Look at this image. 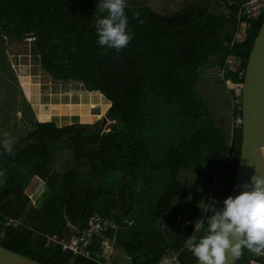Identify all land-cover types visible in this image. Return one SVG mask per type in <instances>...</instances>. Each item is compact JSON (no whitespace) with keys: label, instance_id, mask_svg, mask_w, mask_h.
<instances>
[{"label":"trees","instance_id":"trees-1","mask_svg":"<svg viewBox=\"0 0 264 264\" xmlns=\"http://www.w3.org/2000/svg\"><path fill=\"white\" fill-rule=\"evenodd\" d=\"M245 1L127 0L133 38L105 54L95 31L106 15L97 7L101 0H0V34L18 40L34 34L31 51L42 70L53 82H79L102 94L111 121L102 130L98 120L61 126L35 120L14 143L15 155L0 146L3 247L42 264H104L107 239L120 251L110 264H163L170 257L195 264L185 241L206 234L205 210L214 202L223 207L239 157L234 90L231 111L222 106L214 115L207 98L216 92L206 86L243 83L238 71H245L264 20V12L238 16ZM237 30L245 38L230 46ZM228 58L234 69L225 67ZM34 176L45 185L38 205L24 192ZM94 212L107 226L93 236L89 257L48 241L53 235L68 241ZM253 263L264 264V256L243 248L234 264Z\"/></svg>","mask_w":264,"mask_h":264},{"label":"clouds","instance_id":"clouds-1","mask_svg":"<svg viewBox=\"0 0 264 264\" xmlns=\"http://www.w3.org/2000/svg\"><path fill=\"white\" fill-rule=\"evenodd\" d=\"M127 6L126 0H101L97 5L102 13L106 12L95 22L97 42L105 48V54L108 49L120 52L133 38V34L127 30ZM133 18L140 24L144 23L138 12H133ZM0 146L3 153L15 155L11 139L0 141ZM4 176L5 173L0 171V177ZM3 182L0 179V184ZM241 187L244 190L238 195L227 196L223 200L222 208H217L214 202L205 210L212 214L207 217L204 236L199 240L195 235L186 239L185 247L198 264H225L226 251L238 257L243 248L257 256H264V175L256 172L251 177V185L245 183Z\"/></svg>","mask_w":264,"mask_h":264},{"label":"rangeland","instance_id":"rangeland-1","mask_svg":"<svg viewBox=\"0 0 264 264\" xmlns=\"http://www.w3.org/2000/svg\"><path fill=\"white\" fill-rule=\"evenodd\" d=\"M241 30H243V26H241ZM31 46V37H24L23 40H18L17 38L14 39L13 35H8L7 33L0 34V80L5 78V81H7L10 85L9 89L7 85L2 84V81L0 83V138L2 141L5 138H8L13 142H16L18 141L19 137L22 138L26 135V132L24 133V130L22 129L24 124L21 122V116L16 118L18 117V111L20 113L23 112L24 116H27L28 118L33 117L32 113L30 112V106L28 109L25 101L19 100L15 98V94L13 95L12 88L13 85L15 86V84H13V81L10 80H15V76L17 74L31 73L42 78L43 82L48 83V81H50L49 76H47V74L42 70L37 55L32 53ZM10 66L12 71L10 70ZM228 67L230 69H234V64H228ZM65 83L66 82H60V84ZM208 85L209 84H207L206 89L210 90L211 94H213L212 89H214L216 92V97L213 96V99L207 98L210 105L213 104L211 107L213 108L212 111L214 115V112H216V114L219 113L215 109L221 111L222 106L226 107L227 112L231 111L229 104L230 102L228 100V91L230 90H234L232 97H230L232 99L233 105L237 108V100L239 99V96L237 95L234 83L225 82V84H222L218 82L214 88H207ZM20 99H23V95ZM104 116L105 114L103 112H99L97 118H99L98 121L101 122L102 130H107L111 121H109V119L105 118ZM24 120L25 119L22 118V121ZM233 170L234 169H231V173ZM44 187V182L41 179L37 178L36 176L31 178L24 189V192L30 197V204L38 205L41 203L42 199L39 197ZM211 214L212 213H210V215ZM102 241V246L104 247L103 255L108 257L109 262L111 254L120 255V251L113 247L110 241L107 239H102ZM164 262L169 264V258H167V261L164 260Z\"/></svg>","mask_w":264,"mask_h":264},{"label":"water","instance_id":"water-1","mask_svg":"<svg viewBox=\"0 0 264 264\" xmlns=\"http://www.w3.org/2000/svg\"><path fill=\"white\" fill-rule=\"evenodd\" d=\"M25 34L24 37H33ZM241 142L237 166L228 196L235 197L251 177L264 175V20L251 46L242 85L241 95ZM105 118L108 114L105 113ZM104 120V118H103ZM242 252V251H241ZM225 264H234L238 257L225 253ZM0 264H42L17 254L0 244ZM198 264V261L195 262Z\"/></svg>","mask_w":264,"mask_h":264},{"label":"crops","instance_id":"crops-1","mask_svg":"<svg viewBox=\"0 0 264 264\" xmlns=\"http://www.w3.org/2000/svg\"><path fill=\"white\" fill-rule=\"evenodd\" d=\"M10 70L12 71L11 66ZM49 80L52 83L50 81L43 82L42 78L31 73L17 74L15 80H10L15 84L12 88L13 95L15 94V98L25 101L28 109L30 106V112L33 115L32 118H28L24 116L23 112L18 111L16 118L21 116L24 133L28 132L35 120L42 122L53 120L59 126L71 123H94L99 119L97 118L99 112L106 113L109 103L104 100L102 94L87 91L79 82L60 84V82H53L50 76ZM1 81L10 89L5 78H2L0 83ZM21 94L23 99H20L22 98ZM22 118L25 120L22 121Z\"/></svg>","mask_w":264,"mask_h":264},{"label":"built area","instance_id":"built-area-1","mask_svg":"<svg viewBox=\"0 0 264 264\" xmlns=\"http://www.w3.org/2000/svg\"><path fill=\"white\" fill-rule=\"evenodd\" d=\"M231 4V2H229ZM264 12V0H246L243 4L240 5L238 9V16H246L249 17H259ZM245 38L244 31L237 30L230 42V46L234 43L241 42ZM228 64H234L235 68V61L228 58L226 61L225 67H228ZM225 67L220 68L217 71V76L221 79L224 78ZM229 68V67H228ZM230 69V68H229ZM244 70L238 71V80L244 78ZM229 82V81H226ZM236 87V92L239 97L242 95V85L241 81H237L234 83ZM237 108L241 109V98L237 100ZM234 125H239L242 123V114L238 113L233 120ZM232 132V131H231ZM228 154V153H227ZM12 220H8L6 224H10ZM107 226V221L103 218V216L99 212H94L88 220V223L83 228L76 227L74 229V233L72 237L68 241H58L55 235L48 237V241H54L61 245V249L65 251H71L75 255H82L89 257V244L92 241L93 236L99 234L103 231ZM167 261V258L163 259V262ZM104 264H110L109 262H105ZM163 264H168L164 262ZM169 264H180L177 262L176 257L169 258ZM257 264V263H256Z\"/></svg>","mask_w":264,"mask_h":264}]
</instances>
